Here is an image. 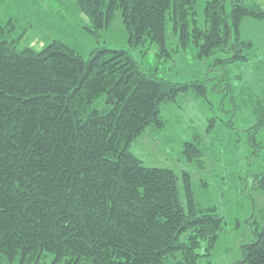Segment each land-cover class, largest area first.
<instances>
[{
	"label": "trees",
	"instance_id": "16d2710c",
	"mask_svg": "<svg viewBox=\"0 0 264 264\" xmlns=\"http://www.w3.org/2000/svg\"><path fill=\"white\" fill-rule=\"evenodd\" d=\"M75 2L97 42L120 14L129 47L101 45L86 59L62 40L20 47L0 26V264H201L224 217L198 208L188 172L185 206L178 173L144 165L131 146L148 127H165L163 104L191 91L207 100L210 88L158 77L134 51L154 46L168 62L195 48L218 67L244 62L254 43L241 23L264 19V8L247 0ZM260 107L258 129L264 98ZM199 140L186 142L184 155L201 169ZM256 188L264 191V175ZM238 264H264V225Z\"/></svg>",
	"mask_w": 264,
	"mask_h": 264
},
{
	"label": "rangeland",
	"instance_id": "374dc122",
	"mask_svg": "<svg viewBox=\"0 0 264 264\" xmlns=\"http://www.w3.org/2000/svg\"><path fill=\"white\" fill-rule=\"evenodd\" d=\"M247 2H258L264 8V0ZM90 24L75 0H0V26L9 30L20 47L40 50L62 40L86 59L101 45L129 47L120 14L100 34V42L88 30ZM240 29L254 47L246 61L226 67L215 66L214 58L199 59L195 48L168 62L158 59L154 46L134 51L143 68L158 77L174 82L200 79L210 88L207 100L191 91L181 93L176 102L163 104L165 127H148L131 146L144 165L178 173L185 206L183 173L188 172L198 208L224 217L220 241L201 264H238L242 246L264 225V191L256 188L264 175V128H257L255 114L264 98V19L246 17ZM212 118L216 122L209 131ZM196 136L203 153L201 169L184 155L185 143L194 142Z\"/></svg>",
	"mask_w": 264,
	"mask_h": 264
}]
</instances>
